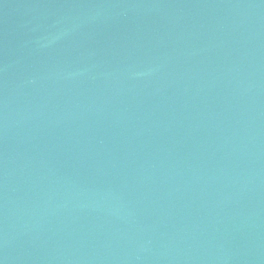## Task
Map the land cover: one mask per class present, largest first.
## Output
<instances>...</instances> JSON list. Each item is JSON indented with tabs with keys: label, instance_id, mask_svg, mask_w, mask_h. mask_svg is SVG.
Returning a JSON list of instances; mask_svg holds the SVG:
<instances>
[{
	"label": "water",
	"instance_id": "water-1",
	"mask_svg": "<svg viewBox=\"0 0 264 264\" xmlns=\"http://www.w3.org/2000/svg\"><path fill=\"white\" fill-rule=\"evenodd\" d=\"M3 264H264V0H0Z\"/></svg>",
	"mask_w": 264,
	"mask_h": 264
},
{
	"label": "snow or ice",
	"instance_id": "snow-or-ice-1",
	"mask_svg": "<svg viewBox=\"0 0 264 264\" xmlns=\"http://www.w3.org/2000/svg\"><path fill=\"white\" fill-rule=\"evenodd\" d=\"M0 264H3V262H2V261H0Z\"/></svg>",
	"mask_w": 264,
	"mask_h": 264
}]
</instances>
